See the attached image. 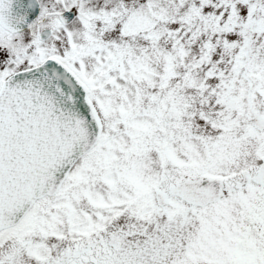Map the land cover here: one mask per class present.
<instances>
[{
  "label": "snow or ice",
  "instance_id": "snow-or-ice-1",
  "mask_svg": "<svg viewBox=\"0 0 264 264\" xmlns=\"http://www.w3.org/2000/svg\"><path fill=\"white\" fill-rule=\"evenodd\" d=\"M0 264H264V0H0Z\"/></svg>",
  "mask_w": 264,
  "mask_h": 264
}]
</instances>
